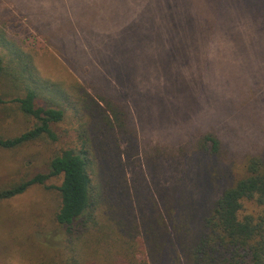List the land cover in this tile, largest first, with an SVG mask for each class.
<instances>
[{
  "label": "rangeland",
  "instance_id": "1",
  "mask_svg": "<svg viewBox=\"0 0 264 264\" xmlns=\"http://www.w3.org/2000/svg\"><path fill=\"white\" fill-rule=\"evenodd\" d=\"M250 11L262 12L249 17ZM1 28L33 54L42 76L77 81L128 111V133L116 135L140 208L148 210L161 187L174 196L181 185L197 198L193 180L201 167L192 152L205 131L217 132L235 160L264 155V71L252 67L255 58L264 63V0L206 7L186 0H0ZM218 45L227 54L218 57ZM3 84L0 138H7L35 121L11 102V84ZM75 123L54 126L56 143L0 147V184L45 171L53 149L76 144ZM61 180L0 203V264H28L20 240L32 230L54 243L43 228L57 208L51 185Z\"/></svg>",
  "mask_w": 264,
  "mask_h": 264
},
{
  "label": "trees",
  "instance_id": "2",
  "mask_svg": "<svg viewBox=\"0 0 264 264\" xmlns=\"http://www.w3.org/2000/svg\"><path fill=\"white\" fill-rule=\"evenodd\" d=\"M186 1L205 7L220 2ZM0 48V104L7 102L6 81L11 102L35 121L16 136L0 138L1 148L56 143L54 126L72 118L76 122V144L53 149L45 171L0 184L3 203L35 186L49 189L51 178H62L51 185L57 208L43 228L54 243L39 240L38 230L27 232L20 241L26 244L28 264H264V155L247 152L235 160L217 132L205 131L196 137L192 152L201 167L193 180L197 198L181 185L174 196L161 187L160 198L154 196L148 210L140 208V201L130 196L125 153L116 135L128 133V111L91 95L77 81L42 76L33 54L2 28ZM217 54L221 57L227 49L218 45ZM260 62L255 58L252 67L264 71Z\"/></svg>",
  "mask_w": 264,
  "mask_h": 264
}]
</instances>
